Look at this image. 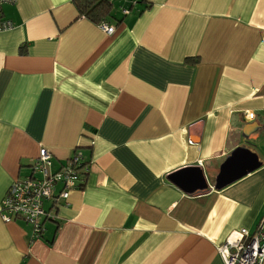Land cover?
<instances>
[{"label":"crops","instance_id":"1","mask_svg":"<svg viewBox=\"0 0 264 264\" xmlns=\"http://www.w3.org/2000/svg\"><path fill=\"white\" fill-rule=\"evenodd\" d=\"M116 2L112 34L72 0L1 6L0 204L40 147L88 173L38 236L0 215V264H223L264 214V0ZM191 166L206 186L171 178Z\"/></svg>","mask_w":264,"mask_h":264},{"label":"built area","instance_id":"2","mask_svg":"<svg viewBox=\"0 0 264 264\" xmlns=\"http://www.w3.org/2000/svg\"><path fill=\"white\" fill-rule=\"evenodd\" d=\"M14 1L0 0V31L13 27L10 20L1 17V6ZM122 12L127 14L129 10L122 8ZM98 25L106 34L115 30L114 25L107 22ZM248 116L253 117V114ZM53 158L47 148L40 147L31 164L30 174L14 179L0 204V215L4 221H24L36 236L42 231L43 221L52 218L44 208L45 202L50 201L54 206L59 200L66 201L69 193L79 187L82 174L88 173V164H84V157L77 147L58 167L54 166ZM217 252L223 264H264V214L253 232L245 227L233 231L217 247Z\"/></svg>","mask_w":264,"mask_h":264},{"label":"water","instance_id":"3","mask_svg":"<svg viewBox=\"0 0 264 264\" xmlns=\"http://www.w3.org/2000/svg\"><path fill=\"white\" fill-rule=\"evenodd\" d=\"M251 169L252 163L249 157L247 155H240L237 158H233L223 164L219 179L227 182L245 175ZM202 172L203 171L198 166H191L187 169L178 171L173 174L171 178L185 187L191 186L192 184L206 186Z\"/></svg>","mask_w":264,"mask_h":264},{"label":"trees","instance_id":"4","mask_svg":"<svg viewBox=\"0 0 264 264\" xmlns=\"http://www.w3.org/2000/svg\"><path fill=\"white\" fill-rule=\"evenodd\" d=\"M79 16H84L95 24L107 22L113 18V1L110 0H72ZM84 164H88L86 161ZM85 177L86 174H82Z\"/></svg>","mask_w":264,"mask_h":264},{"label":"rangeland","instance_id":"5","mask_svg":"<svg viewBox=\"0 0 264 264\" xmlns=\"http://www.w3.org/2000/svg\"><path fill=\"white\" fill-rule=\"evenodd\" d=\"M117 6H118V3L116 2V3H114L113 4V9H116L117 8Z\"/></svg>","mask_w":264,"mask_h":264}]
</instances>
